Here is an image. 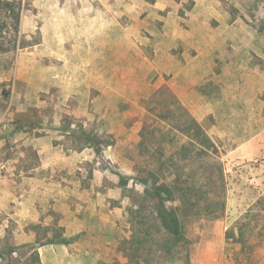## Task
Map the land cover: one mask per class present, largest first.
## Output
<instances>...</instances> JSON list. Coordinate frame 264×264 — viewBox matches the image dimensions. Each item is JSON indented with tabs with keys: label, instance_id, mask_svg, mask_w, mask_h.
<instances>
[{
	"label": "rangeland",
	"instance_id": "1",
	"mask_svg": "<svg viewBox=\"0 0 264 264\" xmlns=\"http://www.w3.org/2000/svg\"><path fill=\"white\" fill-rule=\"evenodd\" d=\"M211 71L241 90L216 104L193 89ZM163 82L230 174L224 211L190 217L175 264H264V156L241 168L233 153L264 116V0H0V264H135L149 172L169 152L184 163L158 129L176 112Z\"/></svg>",
	"mask_w": 264,
	"mask_h": 264
},
{
	"label": "trees",
	"instance_id": "2",
	"mask_svg": "<svg viewBox=\"0 0 264 264\" xmlns=\"http://www.w3.org/2000/svg\"><path fill=\"white\" fill-rule=\"evenodd\" d=\"M218 74L219 71H211V84L198 82L193 85V89H198L209 99L208 93L211 92V101H215L216 104L224 100L222 98L224 91L227 94L231 92L238 94L241 90L234 81L229 84L219 82ZM210 85L211 91H207ZM163 91L171 98L176 112L169 122L164 114L158 112V115H155L158 129L168 132L171 146L180 143L182 151L180 160L182 159L184 163L181 164L174 158V154L169 152L163 161L165 168L158 169L160 176H157L154 169L149 172L154 183L142 191L145 198L138 203L133 214L137 220L132 219L130 236L127 239L128 247L131 249L130 255L135 264H175L182 259L188 263L187 244L190 240L186 233V222L208 213H214L217 217L226 206L230 174L225 172L220 159L221 142L210 136L203 123L179 100L169 84L163 82L160 85L158 93ZM237 104L238 102L231 99L230 106L241 110L242 103ZM153 111L155 110L153 109L152 113ZM247 119L249 120L246 125H249L250 130L242 135L243 140L264 128V116L261 114H254ZM242 129V125L239 124L235 131ZM243 140L241 139L239 143ZM233 146L232 144L231 147ZM161 154L166 155L165 152ZM193 162L198 165L192 166ZM252 164L253 161L245 160L240 163L241 168ZM52 235L53 241H67V237L59 230H55ZM35 259L39 262L37 256Z\"/></svg>",
	"mask_w": 264,
	"mask_h": 264
},
{
	"label": "crops",
	"instance_id": "3",
	"mask_svg": "<svg viewBox=\"0 0 264 264\" xmlns=\"http://www.w3.org/2000/svg\"><path fill=\"white\" fill-rule=\"evenodd\" d=\"M242 160H251L264 156V128L242 142L233 150Z\"/></svg>",
	"mask_w": 264,
	"mask_h": 264
}]
</instances>
